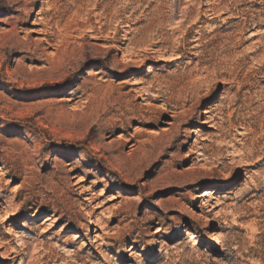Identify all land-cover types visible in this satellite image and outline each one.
<instances>
[{"label": "rangeland", "instance_id": "374dc122", "mask_svg": "<svg viewBox=\"0 0 264 264\" xmlns=\"http://www.w3.org/2000/svg\"><path fill=\"white\" fill-rule=\"evenodd\" d=\"M0 264H264V0H0Z\"/></svg>", "mask_w": 264, "mask_h": 264}, {"label": "bare ground", "instance_id": "6f19581e", "mask_svg": "<svg viewBox=\"0 0 264 264\" xmlns=\"http://www.w3.org/2000/svg\"><path fill=\"white\" fill-rule=\"evenodd\" d=\"M31 4V3H29ZM42 11V10H41ZM97 236H99V234L96 233ZM194 236L192 235L190 238H193ZM101 243H106V239L102 236L101 237Z\"/></svg>", "mask_w": 264, "mask_h": 264}]
</instances>
